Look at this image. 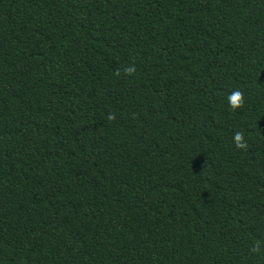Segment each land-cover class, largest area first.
Returning <instances> with one entry per match:
<instances>
[{
  "label": "trees",
  "instance_id": "trees-1",
  "mask_svg": "<svg viewBox=\"0 0 264 264\" xmlns=\"http://www.w3.org/2000/svg\"><path fill=\"white\" fill-rule=\"evenodd\" d=\"M0 264H264V0H0Z\"/></svg>",
  "mask_w": 264,
  "mask_h": 264
},
{
  "label": "clouds",
  "instance_id": "clouds-1",
  "mask_svg": "<svg viewBox=\"0 0 264 264\" xmlns=\"http://www.w3.org/2000/svg\"><path fill=\"white\" fill-rule=\"evenodd\" d=\"M124 74L127 75H133L135 73V66H126L124 68ZM117 76H120V71L116 72ZM227 101L229 106L233 111L241 109L245 106V94L243 91L236 89L233 90L228 96ZM109 120H115L114 114H109L108 116ZM233 143L235 144V147L242 151H247L249 144L248 141L245 139L244 133L242 131H236L233 134ZM260 244L259 242L254 245L252 251L258 252L259 251Z\"/></svg>",
  "mask_w": 264,
  "mask_h": 264
}]
</instances>
